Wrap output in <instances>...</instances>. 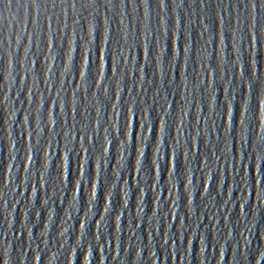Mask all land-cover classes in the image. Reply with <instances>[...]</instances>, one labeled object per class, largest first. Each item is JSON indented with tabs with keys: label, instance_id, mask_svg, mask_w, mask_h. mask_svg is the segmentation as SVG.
I'll use <instances>...</instances> for the list:
<instances>
[{
	"label": "water",
	"instance_id": "1",
	"mask_svg": "<svg viewBox=\"0 0 264 264\" xmlns=\"http://www.w3.org/2000/svg\"><path fill=\"white\" fill-rule=\"evenodd\" d=\"M0 264H264V0H0Z\"/></svg>",
	"mask_w": 264,
	"mask_h": 264
}]
</instances>
